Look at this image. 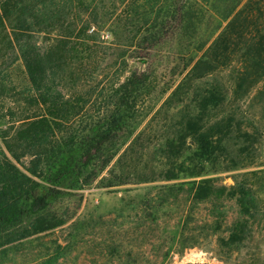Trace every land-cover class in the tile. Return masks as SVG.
<instances>
[{
	"label": "trees",
	"instance_id": "1",
	"mask_svg": "<svg viewBox=\"0 0 264 264\" xmlns=\"http://www.w3.org/2000/svg\"><path fill=\"white\" fill-rule=\"evenodd\" d=\"M107 1L0 0V25L9 31L7 39L23 66L27 80L23 98L33 108V113L21 115L13 136L25 142L23 149L31 157L30 166L23 171L0 151V236L6 234L0 239V247L22 236L17 228L24 220L38 219L53 201L86 184L90 179L84 175L86 168L100 158L98 154L103 147L116 138L128 120L135 117L139 97L148 86L149 73L146 70L130 71L122 83L103 96L102 103L106 108L102 107L100 115L77 131L65 130L63 124L73 123L92 101L94 89L73 97L60 92L55 83L61 61L72 60L78 48L91 54L85 41L99 38V31L108 20L119 18L125 7L129 10L123 27L136 33L154 31V36L188 33L196 38L201 25L198 7L202 13L204 9L212 13L220 21L217 30L223 28L217 31L212 41L209 39L207 46L204 44L199 49L202 53L195 58L183 80L209 78L220 66H230V51L240 46L244 59L241 57V61H236L235 81H243L249 88L256 85V91H264V60L256 55L260 47L248 25L244 27L254 16L249 10L251 0H211L213 3L209 0H131L119 12L115 10L116 3L124 4L125 0H113L112 6ZM107 31L113 39L120 40L113 28ZM41 32L50 36L57 33L42 47L33 39L34 34ZM82 66L71 71L70 76L74 78L75 72L87 68L85 63ZM231 67L234 71V65ZM249 69H261L259 78L252 76ZM104 89L101 87V92ZM178 89L179 85L163 106L177 95ZM189 96V102L177 111H170L165 105L156 112L166 109L171 117H178L175 124L165 122L169 131L164 137H158L153 145L152 159L145 160L148 167L150 163L157 164V169L146 172V166L141 165L151 146L150 137H143L145 131L133 137L120 154L117 151L103 161L108 165L118 154L115 163L107 170V176L100 178L101 187L148 184L142 188L145 193H136L138 197L124 203L125 221L134 229H140L132 238L140 239L141 246H144L142 264H171L173 254L196 246L198 237L188 233V223L196 214L195 207L209 203L215 207L216 200L221 198V189L215 192L210 178L205 177L207 165L217 156L215 150L217 152L224 143L226 137L223 136L229 131L232 118L230 115L226 118L225 111L210 104L207 95L192 91ZM197 100H201L202 105L194 107L192 103ZM5 146L18 160L12 145L6 141ZM186 152L189 157L183 159ZM263 172L264 169H259L249 174ZM155 180L160 182L151 184ZM245 184L235 182L240 192L245 191ZM207 212L211 215V209ZM195 222L207 224L208 219L204 215ZM217 240L222 249L230 251L235 246L232 238H229L231 244H225V239L220 236ZM117 248L113 243V249ZM133 252L132 246L126 253L131 262H134Z\"/></svg>",
	"mask_w": 264,
	"mask_h": 264
},
{
	"label": "rangeland",
	"instance_id": "2",
	"mask_svg": "<svg viewBox=\"0 0 264 264\" xmlns=\"http://www.w3.org/2000/svg\"><path fill=\"white\" fill-rule=\"evenodd\" d=\"M112 2L108 0L107 4L112 6ZM130 2L116 3L115 10L119 12ZM249 4L254 16L252 21L247 20L244 27L248 25L256 37L260 47L256 55L264 60V0H251ZM125 8L119 18L108 20L107 25L99 31V38L85 41L88 43L84 46L86 49L90 46L91 54L78 48L72 60L61 61L55 83L60 92L73 97L87 89H94L92 101L73 123L63 124L65 130L77 131L84 128L87 121L100 115L102 107L106 108L102 103L103 96L122 83L130 71L146 70L149 73L148 86L139 97L135 117L128 120L116 138L103 147L98 154L101 159L98 158L86 168L84 175L90 178L86 184L53 201L38 219H26L19 225L17 231L22 236L0 247V264H142L144 246H141L139 238L140 241L132 238L140 229H134L125 221L124 203L138 197L136 193H145L146 190L142 188L148 184L105 188L100 186V178L107 176V170L115 163L118 154L141 131H145L143 137H150L151 143L148 156L143 158L141 165L146 166V172L157 169V164L150 163L148 167L146 161L153 157V145L169 131L168 124H175L178 117H171L166 109L156 112L165 105L170 107V111H177L189 102L187 97L192 91L207 95L210 104L225 111L223 115L226 118L230 115L232 119L229 131L223 136L226 137L224 143L217 152L215 150L217 156L207 165L208 174L205 177L210 178L215 192L221 189V198L216 200L215 207L210 203L195 207L196 214L188 223V233L195 234L198 242L180 254H173L171 264H264V172L249 174L250 171L264 169V91H256V85L249 88L245 82L235 81L236 61H241V57L244 59L241 47L230 51V66H220L209 78L184 81L195 58L202 53L199 49L209 44V39L212 41L223 28L217 30L219 19L205 9L202 13L198 7L201 25L196 38L188 33L181 36L159 33V36H154V31L136 33L131 28L125 29L123 23L129 10ZM110 27L119 34L120 40L110 36L107 31ZM7 32L0 25V151L24 171L30 166L31 157L23 149L25 142L13 136L21 115L33 113V108L23 98L27 80L16 50L7 39ZM56 33L53 32L51 36L36 33L33 39L44 47ZM123 51L120 56L119 53ZM84 63L87 68L75 72L72 78L70 72L77 70L79 65L83 68ZM88 71L92 72L89 76L86 74ZM261 71L248 70L256 78H259ZM178 85L177 95L163 106ZM101 87L105 88L103 92ZM192 105L199 107L202 101L197 100ZM166 121L168 124H165ZM6 141L12 145L18 160L6 149ZM117 151L118 154L108 165L103 164L107 157ZM187 157L189 152L185 153L183 159ZM236 181L246 183L245 191L238 190ZM159 182L155 180L151 184ZM208 209H211V215ZM120 214L123 216L119 217ZM204 215L208 219L207 224L195 222ZM60 221L62 223L57 224ZM219 236L225 239V244H231L229 238L234 239L235 246L230 251L220 248ZM113 243L118 250L113 249ZM131 245L134 248V262L126 256Z\"/></svg>",
	"mask_w": 264,
	"mask_h": 264
}]
</instances>
